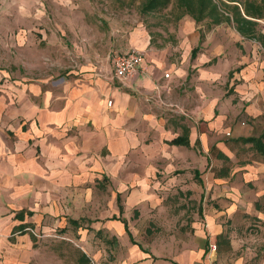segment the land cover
Masks as SVG:
<instances>
[{
    "label": "crops",
    "instance_id": "1",
    "mask_svg": "<svg viewBox=\"0 0 264 264\" xmlns=\"http://www.w3.org/2000/svg\"><path fill=\"white\" fill-rule=\"evenodd\" d=\"M179 27L178 37L189 42L180 46L183 63L170 58L174 46L152 44L140 31L133 47L144 61L127 80L114 79L113 68L109 75L73 73L57 81L0 78V262L20 245H33L28 231L56 198L105 178L118 199L128 196L130 207L138 205L136 213L168 212L171 221L185 214L182 253L157 259L140 248V264H264V160L251 144L237 142L264 134V127L253 125L264 115V89L256 87L255 101L245 106L237 88L243 107L227 115L225 90L220 95L210 87L220 78L223 53L209 50L204 32L201 42V27L191 17ZM246 60L258 86L264 74L255 68L258 54ZM240 115L255 121L235 124ZM225 165L229 175L219 177ZM122 208L120 213L131 211ZM124 222L118 239L127 235L139 246ZM249 227L255 230L248 235Z\"/></svg>",
    "mask_w": 264,
    "mask_h": 264
},
{
    "label": "rangeland",
    "instance_id": "2",
    "mask_svg": "<svg viewBox=\"0 0 264 264\" xmlns=\"http://www.w3.org/2000/svg\"><path fill=\"white\" fill-rule=\"evenodd\" d=\"M145 2L0 0V78L13 82L48 77L57 81L73 73L109 75L112 57L136 49L133 42L140 31H147L152 44L174 46L170 58L183 63L185 52L180 46H187L189 42L178 37L179 13L173 5L161 12L144 13ZM210 24H200V32L208 34L209 50L219 48L223 53V64L216 69L220 78L212 81L210 87L220 95L225 90L226 114L232 115L243 107L237 88L244 91L245 106L255 101L252 94L256 87L264 89V74L258 86L252 84L254 68L246 60L256 52L259 64L255 68H264V47L259 42L245 40L232 22L218 27ZM214 29H218L216 35L212 33ZM259 30L264 34V20L259 21ZM195 73L194 69L190 71L191 75ZM257 94H261V89ZM242 121L252 124L255 120L240 115L234 123ZM258 121L253 125L262 129L264 115ZM129 199L128 196L118 199L116 190L111 189L105 178L84 184L64 198H56L53 209L49 205V212L28 231L35 238L32 246L20 245L15 251L7 252L0 263L82 264L86 254L89 264H140L137 257L140 248L157 259L182 253L181 240L187 233L182 222L185 214H176L180 221H171L173 214L168 212L136 213L138 205L130 207ZM164 203L170 204V198H165ZM120 205L131 211L120 213ZM112 217L128 221L134 242L139 246H132L127 235L126 241L118 239L117 226L121 220L107 223ZM72 220L79 225L72 224ZM231 222L227 223L229 227L233 226ZM250 229L255 230L254 227L246 229L248 235Z\"/></svg>",
    "mask_w": 264,
    "mask_h": 264
},
{
    "label": "trees",
    "instance_id": "3",
    "mask_svg": "<svg viewBox=\"0 0 264 264\" xmlns=\"http://www.w3.org/2000/svg\"><path fill=\"white\" fill-rule=\"evenodd\" d=\"M228 2L235 3L234 5L228 4L221 0H146L143 5L144 13H155L167 10L173 5L175 12L179 15L176 20H181L185 16L191 17L197 25L204 22H210L212 26H219L223 23H233L237 32L245 39L250 41L259 42L264 47V34L259 30V21L264 20V0H227ZM210 28V27H209ZM205 34L201 32V42L204 40ZM200 48L193 50L195 55ZM186 144L182 140L175 141V144ZM244 145L251 144L252 149L259 154L264 160V134L257 137L243 138L237 141ZM214 153V151H213ZM221 159L226 164H231L228 157L223 154ZM229 175V167L224 166L218 176L227 177ZM120 199V198H119ZM123 208L120 207L122 212ZM125 223L126 232L128 233L131 241L134 243L133 236L129 230L127 222ZM78 225V222H73ZM219 240L229 243L225 235L219 236ZM135 244V243H134ZM84 262L82 264H89L87 256L83 255Z\"/></svg>",
    "mask_w": 264,
    "mask_h": 264
},
{
    "label": "built area",
    "instance_id": "4",
    "mask_svg": "<svg viewBox=\"0 0 264 264\" xmlns=\"http://www.w3.org/2000/svg\"><path fill=\"white\" fill-rule=\"evenodd\" d=\"M111 61L114 79L123 81L137 74L143 64L144 54L141 51L133 49L126 53L115 54ZM169 77V74H165L164 76L165 79H169ZM227 137H231V133H228ZM216 248V245L212 246L213 250H216Z\"/></svg>",
    "mask_w": 264,
    "mask_h": 264
}]
</instances>
